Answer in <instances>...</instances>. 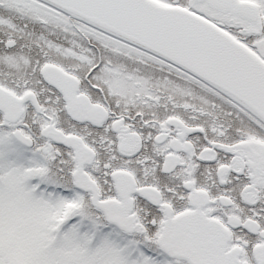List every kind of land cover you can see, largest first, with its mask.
Wrapping results in <instances>:
<instances>
[{"label": "flooded vegetation", "instance_id": "af4514ba", "mask_svg": "<svg viewBox=\"0 0 264 264\" xmlns=\"http://www.w3.org/2000/svg\"><path fill=\"white\" fill-rule=\"evenodd\" d=\"M165 1L210 14L205 2ZM256 12L252 22L217 12L215 22L207 20L264 65V16ZM130 55L146 63L121 42L38 0H0V135L23 137L36 153L64 152L68 165L50 163L58 179L51 175L70 185L73 156L50 135L83 138L84 130L91 132L82 122L84 108L99 106L120 140L104 141L102 157L94 155L85 171L102 202L118 201L133 183L141 192L130 195L132 235L155 250L167 216L196 214L219 223L224 253L237 264H264V124L205 84L175 70L156 72L163 69L154 64L128 81L130 101L108 110L104 96L119 85L122 59ZM101 130L108 137L105 125ZM148 192L157 195L155 202L145 199Z\"/></svg>", "mask_w": 264, "mask_h": 264}, {"label": "water", "instance_id": "95a60500", "mask_svg": "<svg viewBox=\"0 0 264 264\" xmlns=\"http://www.w3.org/2000/svg\"><path fill=\"white\" fill-rule=\"evenodd\" d=\"M41 1L189 71L264 123V66L201 19L186 11L159 8L147 0ZM207 1L212 8L221 11L231 6L229 0ZM247 9L252 10L250 6ZM75 182L77 187L89 191V184L82 176L80 180L75 177ZM95 197L93 194L91 204L104 212L107 222L129 231L131 218L122 220L125 223L122 227L119 216L110 212L117 205L100 203ZM207 231L218 233L217 244L208 243ZM221 241L222 232L217 224L200 215L185 214L165 224L157 246L169 258L189 264H237L234 255L223 253ZM215 254L222 258L216 257V261L210 262L208 258Z\"/></svg>", "mask_w": 264, "mask_h": 264}, {"label": "rangeland", "instance_id": "374dc122", "mask_svg": "<svg viewBox=\"0 0 264 264\" xmlns=\"http://www.w3.org/2000/svg\"><path fill=\"white\" fill-rule=\"evenodd\" d=\"M255 4L263 16L264 0ZM16 157L12 144L0 141V264H152L140 252L118 247L123 246L118 235L102 229L76 227L85 230L77 236L71 215L62 211L77 199L72 205L73 197L50 202L34 196L27 183L40 169ZM82 205L86 212L84 199ZM91 215L100 222L95 212ZM67 223L73 225L68 230Z\"/></svg>", "mask_w": 264, "mask_h": 264}, {"label": "trees", "instance_id": "16d2710c", "mask_svg": "<svg viewBox=\"0 0 264 264\" xmlns=\"http://www.w3.org/2000/svg\"><path fill=\"white\" fill-rule=\"evenodd\" d=\"M89 30H91V29H89ZM85 205H86V212L85 211H83V205H82V203H81V206H80V208H77V209H75V210H68V212L69 213H71V217H76L81 211H83V212H85V214H86V220L88 221L89 220V222H90V224L92 225V226H94V225H97L98 224V221H97V219L95 218V217H93L90 213H89V211H91L92 210V208L89 206V204L88 203H85ZM94 227H96V226H94Z\"/></svg>", "mask_w": 264, "mask_h": 264}, {"label": "bare ground", "instance_id": "6f19581e", "mask_svg": "<svg viewBox=\"0 0 264 264\" xmlns=\"http://www.w3.org/2000/svg\"><path fill=\"white\" fill-rule=\"evenodd\" d=\"M106 140H108V137H107V135H105V133L101 132L100 135L98 134V142L100 144H102ZM161 235H162V233H160V235L156 238V243H154V245H153L156 250H161L160 247L157 246L158 245L157 244L158 239L160 238Z\"/></svg>", "mask_w": 264, "mask_h": 264}]
</instances>
